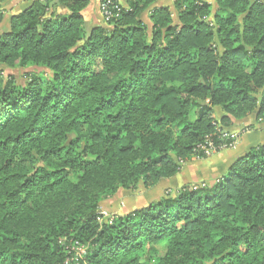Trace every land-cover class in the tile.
Masks as SVG:
<instances>
[{"label":"trees","instance_id":"16d2710c","mask_svg":"<svg viewBox=\"0 0 264 264\" xmlns=\"http://www.w3.org/2000/svg\"><path fill=\"white\" fill-rule=\"evenodd\" d=\"M157 1L88 30V0H36L0 34V66L45 72L0 70V264H264V145L213 184L99 213L264 123V0Z\"/></svg>","mask_w":264,"mask_h":264},{"label":"rangeland","instance_id":"374dc122","mask_svg":"<svg viewBox=\"0 0 264 264\" xmlns=\"http://www.w3.org/2000/svg\"><path fill=\"white\" fill-rule=\"evenodd\" d=\"M206 1L212 5L213 10L216 8L215 0ZM143 20L146 22L148 21L146 16H143ZM173 20L176 21L175 16ZM0 70L3 72L4 78L8 75H12L19 85H24L28 81V77H26L27 73L40 74L42 71L45 73L44 70L34 67H28L26 69H7L0 66ZM214 113L217 119L223 115L220 109H215ZM233 125L232 129H230V135L235 138L234 148L218 154L209 155L204 160L193 159L183 164L180 172L176 176L161 180L156 186L150 189H144L139 186L134 191L119 190L116 194L106 198L100 203L99 213L104 218L111 221L115 216L128 215L136 209L143 208L152 202L160 200L168 191H176L184 186L213 184L216 179L226 172V170L223 169L224 166L226 168L229 164H234L233 158L235 156L238 155L239 158L243 157L248 152L246 147L261 139L258 132L262 128L254 122L253 115L241 122H235ZM250 125H252L251 131L240 133V131ZM236 127H239L238 130L235 129ZM253 127L255 130H253ZM256 137L258 138L256 139ZM81 248L82 247H78L75 249V257L79 256L78 251H80Z\"/></svg>","mask_w":264,"mask_h":264},{"label":"crops","instance_id":"0c3cea01","mask_svg":"<svg viewBox=\"0 0 264 264\" xmlns=\"http://www.w3.org/2000/svg\"><path fill=\"white\" fill-rule=\"evenodd\" d=\"M36 0H6L1 5V10L3 13L2 20L0 21V34L5 33L8 31L10 21L12 17H15L19 15L20 13L24 12L25 10L29 9L30 6L33 4V2ZM101 0H88V5L82 12V17L85 22L86 29L92 30L96 27L103 26V21L99 12V4ZM119 2L125 6V0H119ZM173 0H158L155 4L156 6H172ZM171 5V6H170ZM255 122V119H254ZM260 128H262L258 133L259 136H261L260 140L258 142H253V144H249L246 147V150L249 151L251 148L264 145V123L263 124H257ZM252 126V125H250ZM239 127L235 128L238 130ZM253 130L255 128L253 127ZM258 137H256L257 139ZM247 139V138H246ZM253 140V139H252ZM246 151V152H247ZM245 152V153H246ZM235 156V155H234ZM237 159H239L238 155L233 158V162H235ZM221 164V163H217ZM233 163L229 164L226 168L225 166L223 169L228 171V169L232 166ZM225 172V173H226ZM224 173V174H225ZM223 174V175H224ZM221 177V176H220Z\"/></svg>","mask_w":264,"mask_h":264},{"label":"built area","instance_id":"2783aa9c","mask_svg":"<svg viewBox=\"0 0 264 264\" xmlns=\"http://www.w3.org/2000/svg\"><path fill=\"white\" fill-rule=\"evenodd\" d=\"M122 9H125L124 6L119 2V0H101L99 4V12L103 21V24H106L109 19L118 16ZM206 154L209 156L211 155L210 152H206ZM84 249H80L78 251L79 256L75 257V261H78L77 259H82L84 256Z\"/></svg>","mask_w":264,"mask_h":264}]
</instances>
